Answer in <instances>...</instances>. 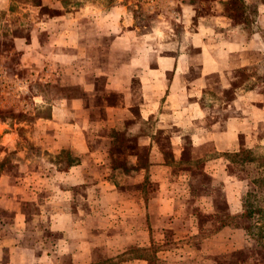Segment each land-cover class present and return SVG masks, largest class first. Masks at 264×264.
<instances>
[{
  "label": "crops",
  "instance_id": "1",
  "mask_svg": "<svg viewBox=\"0 0 264 264\" xmlns=\"http://www.w3.org/2000/svg\"><path fill=\"white\" fill-rule=\"evenodd\" d=\"M0 20L24 113L0 121V264L252 249L233 158L264 154V0H0Z\"/></svg>",
  "mask_w": 264,
  "mask_h": 264
},
{
  "label": "rangeland",
  "instance_id": "2",
  "mask_svg": "<svg viewBox=\"0 0 264 264\" xmlns=\"http://www.w3.org/2000/svg\"><path fill=\"white\" fill-rule=\"evenodd\" d=\"M27 1L29 5H36V1L39 0H23ZM79 0H62L64 4L78 3ZM44 12H47L43 9ZM145 20L147 19L144 17ZM3 21L0 20V69H4L6 73L8 70L14 71L15 64L17 62V56L11 53L10 60L8 61V25L3 26ZM3 56V58L1 57ZM9 68V69H8ZM2 69V70H3ZM8 77V76H7ZM0 77V121H20L24 117V113L20 109H8V103L6 104V99H8V78ZM3 84V85H1ZM45 112V111H44ZM46 113V112H45ZM8 131V130H7ZM233 168L237 170L236 174L238 177L247 176L252 181V186L250 188V194L248 195L245 212L238 217L235 225L246 230L247 236L252 240L253 247L248 251H238L232 254L230 257L220 258V264H264V243L260 244L254 238V234L257 233L255 222L259 218V215L253 214L251 217L248 216V205L250 204V211H264V154H244L242 156L234 157ZM244 163H254L255 167L249 166L244 167ZM3 170L0 171V176L8 175V159L2 164ZM2 173V174H1ZM205 180V179H204ZM222 198V194L220 195ZM249 203V204H248ZM223 207V205H219ZM253 207V208H252ZM255 207V208H254ZM207 222L206 219H202ZM261 223V221L259 222ZM247 226L249 229H246Z\"/></svg>",
  "mask_w": 264,
  "mask_h": 264
},
{
  "label": "trees",
  "instance_id": "3",
  "mask_svg": "<svg viewBox=\"0 0 264 264\" xmlns=\"http://www.w3.org/2000/svg\"><path fill=\"white\" fill-rule=\"evenodd\" d=\"M244 154H252V153H249L247 151L243 152L242 154H239L235 157H238V156H242ZM234 159V158H233ZM249 204V203H248ZM249 208H250V204L248 205V216H252L253 214L255 215H259V218L257 219V221L255 222V226L257 229V233L254 234V238L255 240H257L258 242H260V244L264 243V211L263 210H260V211H250L249 212ZM253 208V207H252ZM255 208V207H254ZM207 220V219H206ZM218 221L219 224H222V220L221 219H218L216 220ZM261 221V223H259ZM208 222V221H207ZM205 222V223H207ZM246 229H249L247 226H245Z\"/></svg>",
  "mask_w": 264,
  "mask_h": 264
}]
</instances>
